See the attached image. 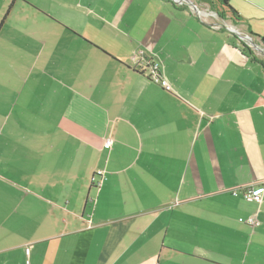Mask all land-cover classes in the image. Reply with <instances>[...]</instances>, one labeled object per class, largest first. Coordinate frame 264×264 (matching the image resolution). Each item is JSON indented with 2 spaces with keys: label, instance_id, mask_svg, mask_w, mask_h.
I'll return each mask as SVG.
<instances>
[{
  "label": "crops",
  "instance_id": "0c3cea01",
  "mask_svg": "<svg viewBox=\"0 0 264 264\" xmlns=\"http://www.w3.org/2000/svg\"><path fill=\"white\" fill-rule=\"evenodd\" d=\"M180 1L0 0V264H264V5Z\"/></svg>",
  "mask_w": 264,
  "mask_h": 264
},
{
  "label": "built area",
  "instance_id": "2783aa9c",
  "mask_svg": "<svg viewBox=\"0 0 264 264\" xmlns=\"http://www.w3.org/2000/svg\"><path fill=\"white\" fill-rule=\"evenodd\" d=\"M147 74V77L151 79L152 81L159 84L164 89H170L169 84L166 79L163 78L162 72L160 70V66L157 62H151V63H145L143 68ZM112 146V140H106L105 141V147L111 148ZM99 176H102V173H98ZM95 180V177L93 178ZM102 182H100L98 185H101ZM232 195L238 196L241 194L244 199L248 202H253L256 204H262L263 197H264V186L263 185H257V184H248L245 186H242L238 189H233L231 191ZM250 225L255 226L258 225V222L255 219H249L247 221Z\"/></svg>",
  "mask_w": 264,
  "mask_h": 264
},
{
  "label": "rangeland",
  "instance_id": "374dc122",
  "mask_svg": "<svg viewBox=\"0 0 264 264\" xmlns=\"http://www.w3.org/2000/svg\"><path fill=\"white\" fill-rule=\"evenodd\" d=\"M190 1H192L196 5V7L199 10H201V12H205V13L209 14L210 15L209 21L212 23H215V22L217 23V21H220L218 19L217 15L223 16L225 13H227V11L224 10V7L218 2V0H190ZM179 2H181V1L179 0ZM184 3L186 4V2H183L182 5H184ZM249 3H251L255 7L256 10L254 8H252L251 6H249L248 3H245L242 0H230V6L237 13H239V11L236 8L242 9V11H244V12H245V9L248 8V9H250V12H253L255 14L257 12V14L259 13V16H261L262 13L259 12V7H260V5H264V0H250ZM257 25H261V22H258ZM252 42L254 44L260 46V47L263 46L254 40ZM247 46L250 47L249 44H247ZM252 51H255L256 54L259 55V57H262L264 60V54L263 53H260V51H257L255 49L254 50L252 49ZM97 184H99V181H97Z\"/></svg>",
  "mask_w": 264,
  "mask_h": 264
},
{
  "label": "trees",
  "instance_id": "16d2710c",
  "mask_svg": "<svg viewBox=\"0 0 264 264\" xmlns=\"http://www.w3.org/2000/svg\"><path fill=\"white\" fill-rule=\"evenodd\" d=\"M218 2L222 5V6H225L229 12L232 14L233 18L235 20H238L239 18V15L238 13L230 6L229 4V0H218ZM242 47L244 49V51H246L247 53L251 54L252 51L251 49L246 45V44H242Z\"/></svg>",
  "mask_w": 264,
  "mask_h": 264
},
{
  "label": "water",
  "instance_id": "95a60500",
  "mask_svg": "<svg viewBox=\"0 0 264 264\" xmlns=\"http://www.w3.org/2000/svg\"><path fill=\"white\" fill-rule=\"evenodd\" d=\"M185 1L187 2V0H185ZM187 3H190V2H187ZM190 4H191V3H190ZM242 40H244L247 44H249L250 47H251L252 49H255V50L259 51V50H258L259 46L256 45V44H254L249 38H247V37H242Z\"/></svg>",
  "mask_w": 264,
  "mask_h": 264
},
{
  "label": "bare ground",
  "instance_id": "6f19581e",
  "mask_svg": "<svg viewBox=\"0 0 264 264\" xmlns=\"http://www.w3.org/2000/svg\"><path fill=\"white\" fill-rule=\"evenodd\" d=\"M259 50H261L262 48L260 47V48H258Z\"/></svg>",
  "mask_w": 264,
  "mask_h": 264
}]
</instances>
